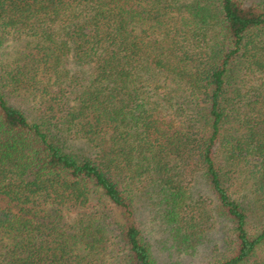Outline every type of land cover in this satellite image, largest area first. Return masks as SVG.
<instances>
[{
  "label": "trees",
  "instance_id": "16d2710c",
  "mask_svg": "<svg viewBox=\"0 0 264 264\" xmlns=\"http://www.w3.org/2000/svg\"><path fill=\"white\" fill-rule=\"evenodd\" d=\"M204 251L264 264V0H0V264Z\"/></svg>",
  "mask_w": 264,
  "mask_h": 264
},
{
  "label": "rangeland",
  "instance_id": "374dc122",
  "mask_svg": "<svg viewBox=\"0 0 264 264\" xmlns=\"http://www.w3.org/2000/svg\"><path fill=\"white\" fill-rule=\"evenodd\" d=\"M141 219L143 220L145 226L148 229H151L152 226L153 227L155 226V223H153V220L151 219L150 215H148V213H146L145 211L142 212ZM154 228H156V226ZM154 234L155 235L158 234V237L160 236L163 240H165V236L166 235L162 233V229L161 228L159 229V231H154ZM158 237H156V238H158ZM205 253H206L205 251L202 252V254L197 253L194 257H190V256L187 257L186 256L185 264H200V262L203 259ZM180 256H177L176 254L173 255V257L170 258L168 264H179V262H180L179 260H181ZM182 261L184 262V259Z\"/></svg>",
  "mask_w": 264,
  "mask_h": 264
}]
</instances>
